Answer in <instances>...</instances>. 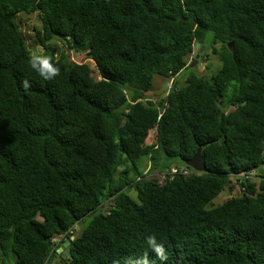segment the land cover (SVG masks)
Returning a JSON list of instances; mask_svg holds the SVG:
<instances>
[{"label":"trees","instance_id":"1","mask_svg":"<svg viewBox=\"0 0 264 264\" xmlns=\"http://www.w3.org/2000/svg\"><path fill=\"white\" fill-rule=\"evenodd\" d=\"M148 235L163 264H264V0H0V264H161Z\"/></svg>","mask_w":264,"mask_h":264},{"label":"rangeland","instance_id":"2","mask_svg":"<svg viewBox=\"0 0 264 264\" xmlns=\"http://www.w3.org/2000/svg\"><path fill=\"white\" fill-rule=\"evenodd\" d=\"M17 21H18L19 25L21 26V29L25 33L28 48L31 50L33 55H35L37 58H40V59H43L44 54H47V55L51 54L52 55V53L50 51L44 50L40 45H38L34 41L33 27L34 26L41 27L40 17H39V14L37 12L32 13V14L20 13L17 16ZM211 36H212V33L209 32L208 39H210ZM204 46L205 47L210 46L209 42L207 41ZM205 50H206V48H204L203 52ZM79 53L80 54L76 53L75 51H69L68 56L70 57L71 60L73 59L74 61H77V62L89 63V65L92 68L93 75L97 78H100L94 61L91 60L87 56L86 53H84V52H79ZM196 53H197V50L195 51V54ZM204 56L206 59H201V62H200V57H199L198 61L196 62L194 67H192V69L198 70L201 73H204V75H206L207 77H210L212 75L211 72L217 71L220 68L221 63L218 61V59H217L218 57L212 53L210 47L205 51ZM193 59H194V57L191 59V62L193 61ZM198 65H200V66L197 67ZM207 65H213V68L209 69V68H207ZM187 71L185 70V71L181 72L176 77V79H178L181 83H184L185 78L188 75ZM167 90H168V86L166 85V78L162 77L161 75H156L154 80H153V84L151 86L150 91L147 92V95L149 96L150 99L157 100L159 98L164 97ZM153 140H154V134L152 136L148 137L147 143H151ZM142 163H141V169H143V167L145 166V165L143 166ZM148 167H149V161H147V167H145V169H148ZM151 176H157L160 178V180H162L166 177V174L165 173H162V174H155L154 173V174H151ZM241 191H242V188L234 180L233 189L230 190L227 188L224 191H222L215 199L212 200L211 203L208 204V207H210V205L218 206V205L222 204L226 199H228L232 196L240 195ZM130 193L132 195H135L133 191H131ZM91 218H92V216L88 215V216L84 217V219L81 220L79 223H77V225L74 228L75 232L78 233L84 226H86L88 224V222L90 221ZM58 239H59V244L65 242L67 240V238H62V237H59ZM59 247H60V245H59ZM61 252L64 253V250Z\"/></svg>","mask_w":264,"mask_h":264},{"label":"water","instance_id":"3","mask_svg":"<svg viewBox=\"0 0 264 264\" xmlns=\"http://www.w3.org/2000/svg\"><path fill=\"white\" fill-rule=\"evenodd\" d=\"M200 45L201 44L199 42H197L196 48H199ZM204 48H205V46H202L199 49L198 53L195 55V58L193 59V62L189 65L190 67H194V65L198 61L200 54L203 52ZM199 75H200V73H199ZM186 165L192 167L194 170L199 171V172L206 170V165H205L204 160L202 158L200 147L198 148V151L195 153V155L190 160H188L186 162ZM186 165H182L181 168L184 169V167ZM73 239H74V236L67 238V240L58 248L59 252L64 250V253H62L63 257L70 255L71 251L68 249V246L71 244V241Z\"/></svg>","mask_w":264,"mask_h":264},{"label":"clouds","instance_id":"4","mask_svg":"<svg viewBox=\"0 0 264 264\" xmlns=\"http://www.w3.org/2000/svg\"><path fill=\"white\" fill-rule=\"evenodd\" d=\"M174 170L176 171V169H173V172H174ZM66 238H68V237H66ZM146 243H147L149 248H151L153 251L156 252L158 259L161 261V264H163V262L166 261L168 258L166 255L165 249L163 247V244L158 243L157 237L155 235H148L146 237ZM145 264H147V262H145Z\"/></svg>","mask_w":264,"mask_h":264},{"label":"crops","instance_id":"5","mask_svg":"<svg viewBox=\"0 0 264 264\" xmlns=\"http://www.w3.org/2000/svg\"><path fill=\"white\" fill-rule=\"evenodd\" d=\"M58 238H59V237H58ZM58 238L56 239L57 242H59V239H58ZM62 244H63V243H61V245H62Z\"/></svg>","mask_w":264,"mask_h":264},{"label":"built area","instance_id":"6","mask_svg":"<svg viewBox=\"0 0 264 264\" xmlns=\"http://www.w3.org/2000/svg\"><path fill=\"white\" fill-rule=\"evenodd\" d=\"M175 171V170H174Z\"/></svg>","mask_w":264,"mask_h":264}]
</instances>
